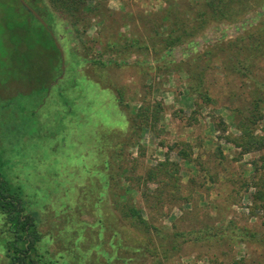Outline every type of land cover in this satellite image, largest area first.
<instances>
[{"label":"rangeland","instance_id":"rangeland-1","mask_svg":"<svg viewBox=\"0 0 264 264\" xmlns=\"http://www.w3.org/2000/svg\"><path fill=\"white\" fill-rule=\"evenodd\" d=\"M91 1H103L106 10L114 14L105 25L93 20L83 37L87 46L99 36L106 40L112 33L120 32L122 38L124 34L144 36L146 30L139 17L160 11L171 0ZM248 28L243 22L213 27L194 44L179 47L165 60L157 61L137 51L127 56L102 53L98 44L89 52L74 38L72 30L64 31L63 21L57 23L65 58L62 74L48 92L42 89L43 84L36 90L38 100L35 95L31 103L17 100L10 110L0 104L1 149L8 146L14 177L25 186L31 211L41 221L39 230L44 236L39 248L44 255L56 264H154L151 248L156 243L150 245L147 236L131 226L114 204L112 171L118 166L125 170L119 181L121 192L129 186L133 202L164 234L196 232V237L197 231L206 226L229 234L226 227L230 220L264 234V212L256 210L251 215L253 185L264 176V149L243 155L218 130L223 119L231 133H239L235 125L240 115L234 109L246 112L249 108L251 83L227 76L221 68L222 54L213 53L212 59L200 60L198 66L207 69L215 102L194 113L186 74L171 68L172 62H187L215 42L231 40ZM98 60L110 64L108 69L95 63ZM112 60L129 63L118 67L111 65ZM43 68V80L47 81L52 72L47 66ZM13 70L12 80H2L3 91L9 96L22 90L32 93L34 87H23L21 82L37 75L36 69L30 74L24 69ZM263 71L264 61L257 75L262 77ZM117 88L123 91L130 109L122 105ZM145 98L162 102L160 120L142 135L138 145L124 147L116 161V144L129 131V110ZM23 104L29 110L21 113ZM260 106L262 119L257 133L264 134V101ZM26 127L30 128L27 136L21 134ZM182 149L187 150L186 157L179 155ZM220 153L222 159L218 158ZM164 162L170 168L178 165L179 189L172 196L168 187L164 191L167 199L154 207L155 198L146 200L141 194L146 190L154 195L165 187V171H157ZM153 171L159 174L156 180L149 179ZM133 175L142 177V187L133 183ZM157 242L161 244L158 238ZM181 247L169 259H163L164 264H264V243L255 241H191ZM0 264H8L1 246Z\"/></svg>","mask_w":264,"mask_h":264},{"label":"trees","instance_id":"trees-1","mask_svg":"<svg viewBox=\"0 0 264 264\" xmlns=\"http://www.w3.org/2000/svg\"><path fill=\"white\" fill-rule=\"evenodd\" d=\"M26 2L39 13L46 24L24 7L20 0H0V104L3 107L7 106V110H10L17 100L31 103L32 95H35V100H38L39 91L36 90L43 87V84L42 89L45 93L48 92L50 86L62 74L63 56L56 30L57 23L61 21L64 23V31L66 33L73 31L74 38L89 52H93L98 44V49L102 50V53L113 52L118 56L125 54L127 56L137 51L141 55H151L157 61L165 60L179 47L194 44L213 27L243 22L249 26L246 31L231 40L215 42L204 52L196 53L197 56L187 62H172L171 68L186 74L188 93L195 102L193 112L197 113L215 102L211 94L207 69L204 67L200 69L198 65L200 60H210L213 53L220 52L223 57L221 68L227 76L238 78L240 81H248L252 86L249 90V108L246 112L241 108L234 109L240 115L235 125L239 133H231L230 126L223 119L219 121L221 128L218 127V130L224 132L227 142L241 149L243 155L264 149V134L257 133L258 122L262 119L260 105L264 101V71L262 77L257 75L259 64L264 61V0H171L160 11L139 17V21L146 30L144 36L124 34L122 38V33H112L106 36V40L99 36L93 40L92 46H87L83 37L93 26V20L97 19L100 24L105 25L107 18L114 14L106 10L103 1L26 0ZM104 9L108 12L107 14ZM45 57L48 59L46 63ZM125 60L124 58L123 61ZM95 63L104 70L110 66L107 62L100 60ZM128 63L112 60L111 65L121 67ZM44 65L52 72L47 81L43 80ZM205 66L209 68V64ZM13 68H17V71L24 69V72L29 74L30 70L36 69L37 75L27 76L26 80L21 82L23 87H34L33 92L36 91L35 93H31V90H22L19 93H11L9 96L4 92L2 80L10 81L11 76L14 75ZM156 69L161 70L162 66H157ZM117 91L120 94L122 105L130 109V105L124 99L123 91L119 88ZM19 110L22 113L29 109L23 104V109ZM163 110L162 102H150L146 98L136 108L129 110V131L124 140L116 144V152L114 151L113 154L116 161L122 155L124 147L138 145L142 135L147 130L154 129ZM30 111L34 114L33 116L36 115L35 111ZM190 118L196 120L195 116ZM29 130V127L22 128L21 134L27 136ZM1 141L2 136L0 137V214L2 215L0 246L5 249L8 264H56L53 259L40 251L39 244L44 236L39 230L41 221L38 220V214L31 211V203L28 200L25 186L14 177L8 146L3 145L1 149ZM186 153L187 150L182 149L179 155L186 157ZM223 157L222 153L218 155L219 159ZM161 169L165 171L162 174L163 181L166 182L165 187L160 191L157 190L154 195L146 190H143L141 194L146 200L151 196L155 198L152 202L154 207L167 199L164 191H167L168 187H170V195L173 193L172 196L179 189L178 165L170 168L164 162L158 165L157 171ZM124 171L122 166L114 167L112 171L114 204L131 226L147 236L150 245L156 243L151 248L154 264H164L163 259H169L173 253L181 250L183 244L191 241L214 243L216 240L222 242L228 239L241 243L250 241L264 243V234L248 226H238L234 220H230L226 227L229 229V234L222 229L210 226L197 231L199 234L196 237L193 236L196 232L162 233V230L154 223L152 224L144 215L143 210L133 202L134 199L130 195L132 189L128 186L124 193L121 192L122 186L119 181ZM157 171L150 172L148 175L150 180L157 179L159 175ZM130 179L135 185L142 187L144 181L141 176L133 175ZM253 186L255 187L254 206L251 215H255L256 210L264 212V176L261 175ZM157 238L161 240L160 245Z\"/></svg>","mask_w":264,"mask_h":264},{"label":"water","instance_id":"water-1","mask_svg":"<svg viewBox=\"0 0 264 264\" xmlns=\"http://www.w3.org/2000/svg\"><path fill=\"white\" fill-rule=\"evenodd\" d=\"M20 2L23 4L24 7H26L30 12H32L41 22H43L44 24L45 21L42 19V17L39 15L38 12H36L27 2L26 0H20ZM62 56H63V68H64V63H65V58L62 52Z\"/></svg>","mask_w":264,"mask_h":264}]
</instances>
